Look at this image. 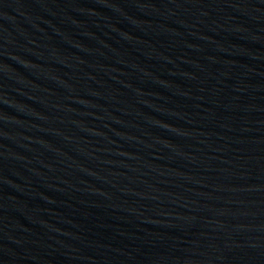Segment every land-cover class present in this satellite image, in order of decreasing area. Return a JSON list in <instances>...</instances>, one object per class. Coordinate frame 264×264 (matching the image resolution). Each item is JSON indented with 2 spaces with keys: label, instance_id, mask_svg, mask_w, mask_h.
<instances>
[{
  "label": "water",
  "instance_id": "obj_1",
  "mask_svg": "<svg viewBox=\"0 0 264 264\" xmlns=\"http://www.w3.org/2000/svg\"><path fill=\"white\" fill-rule=\"evenodd\" d=\"M0 264H264V0H0Z\"/></svg>",
  "mask_w": 264,
  "mask_h": 264
}]
</instances>
